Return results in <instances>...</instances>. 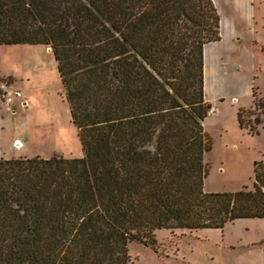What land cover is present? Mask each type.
Returning a JSON list of instances; mask_svg holds the SVG:
<instances>
[{"label":"trees","instance_id":"16d2710c","mask_svg":"<svg viewBox=\"0 0 264 264\" xmlns=\"http://www.w3.org/2000/svg\"><path fill=\"white\" fill-rule=\"evenodd\" d=\"M220 38L215 0H0V44H51L85 151L5 158L0 138V264H130L158 229L264 218V160L254 188L205 186Z\"/></svg>","mask_w":264,"mask_h":264},{"label":"rangeland","instance_id":"374dc122","mask_svg":"<svg viewBox=\"0 0 264 264\" xmlns=\"http://www.w3.org/2000/svg\"><path fill=\"white\" fill-rule=\"evenodd\" d=\"M221 38L207 44L205 118L213 146L206 153L208 191L255 186V162L264 160V0H215ZM1 75L23 91L1 102V153L5 158L85 155L72 104L51 44H0ZM206 84H209V89ZM254 109L258 128L242 125ZM22 144L18 147L17 142ZM157 249L129 244L130 264H264V218H240L224 228H162Z\"/></svg>","mask_w":264,"mask_h":264},{"label":"built area","instance_id":"2783aa9c","mask_svg":"<svg viewBox=\"0 0 264 264\" xmlns=\"http://www.w3.org/2000/svg\"><path fill=\"white\" fill-rule=\"evenodd\" d=\"M1 94L0 99L2 103H12L16 97L23 96V91L21 89L15 88L10 78H5L0 81ZM211 112H215V108L210 109Z\"/></svg>","mask_w":264,"mask_h":264},{"label":"bare ground","instance_id":"6f19581e","mask_svg":"<svg viewBox=\"0 0 264 264\" xmlns=\"http://www.w3.org/2000/svg\"><path fill=\"white\" fill-rule=\"evenodd\" d=\"M208 57H209V52H208V50H207V46H206V49H205V70H207V61H208ZM208 87V89H209V84H206ZM21 144H22V142L21 141H18L17 142V145H18V147H20L21 146Z\"/></svg>","mask_w":264,"mask_h":264},{"label":"crops","instance_id":"0c3cea01","mask_svg":"<svg viewBox=\"0 0 264 264\" xmlns=\"http://www.w3.org/2000/svg\"><path fill=\"white\" fill-rule=\"evenodd\" d=\"M230 223V222H229ZM200 229V228H199ZM150 246V245H149Z\"/></svg>","mask_w":264,"mask_h":264}]
</instances>
